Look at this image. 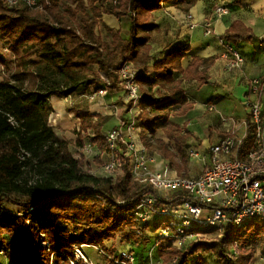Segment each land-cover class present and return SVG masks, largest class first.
Here are the masks:
<instances>
[{
  "label": "trees",
  "instance_id": "trees-1",
  "mask_svg": "<svg viewBox=\"0 0 264 264\" xmlns=\"http://www.w3.org/2000/svg\"><path fill=\"white\" fill-rule=\"evenodd\" d=\"M196 2L118 0L113 4L112 0H76L75 6L63 7L59 0H51L44 11H31L11 10L0 0V38L16 63V71L0 82V241L9 239L1 247L11 264H86L83 260L76 262V248L82 246L99 247L109 263L115 264L117 251L107 249L106 242L120 240L122 244L146 246L151 229L155 245L173 248L175 264H186L195 256L196 264H207L205 254L209 252L218 264H252L257 251L264 250V220L260 219L241 227L228 225L221 238L189 242L180 250L172 246L171 240L158 239L157 232L167 221L143 223L135 217L141 198L154 194L133 182L125 145L121 143L118 151L123 173L115 179L90 174L85 170L86 156L80 153L78 158L71 150L73 146L81 151L88 138L100 151L96 160L101 161L106 154L112 157L102 119L88 111L70 110L80 121L74 131L75 140L60 137L50 124L53 97L82 96L94 87L95 92L109 93L120 88L119 72L125 65H145L149 61L151 33L159 29L154 12L169 5L188 13ZM104 15L130 17V36L124 38L120 31L103 24L110 38L105 41L98 32ZM253 39L251 29L239 21L222 36L224 44L233 46ZM189 51L183 47L172 49L154 63V76L142 72L137 76L142 92L137 118L140 141L147 149L158 151L175 170L181 169L175 162L177 152H184L187 141L194 137L171 121L172 116L183 117L193 109L183 80L210 84V60L195 57L183 69L182 61ZM35 53L38 61L23 70V58ZM41 62L50 65L51 70H45ZM8 64V58L0 53V66ZM175 108L179 110L173 111ZM159 131L169 144L156 138ZM250 145L248 137L241 158ZM15 195L25 200L16 202ZM185 199L177 193L169 201H158L177 206ZM7 202L18 204L19 211L5 210L3 204ZM80 228L84 229L82 234L77 233ZM132 251L137 263H142V255Z\"/></svg>",
  "mask_w": 264,
  "mask_h": 264
},
{
  "label": "built area",
  "instance_id": "built-area-1",
  "mask_svg": "<svg viewBox=\"0 0 264 264\" xmlns=\"http://www.w3.org/2000/svg\"><path fill=\"white\" fill-rule=\"evenodd\" d=\"M117 1L112 0L113 4ZM4 2L11 10L27 8L44 11L51 5V0ZM217 13L224 14L226 9L220 7ZM207 28L208 34L212 33L211 24ZM225 46L232 58V68L244 62L242 54L233 45ZM138 74L133 63H128L119 72V86L125 92L127 106L132 104V109H138L142 98ZM252 87L258 94L263 89V83L255 80ZM107 94L106 90L95 92L92 100H102ZM246 105L249 109L248 120L227 130L217 143L188 142L184 147L183 151L190 160H199L203 164L202 173L193 178L179 175L166 160L152 154L142 143L126 142L120 129H113L107 134L113 153L110 161L104 165V171L112 174L121 168L118 151L120 144H124L133 182L148 187L154 194L141 198L135 217L143 223L167 221L157 232L158 239L171 240L180 250L189 242H198L210 236L213 240L221 238L228 225L241 227L255 219L264 220V102L248 97ZM212 109L210 107V111ZM139 114L140 111L133 118L137 120ZM52 122L50 119L51 125ZM249 130L252 131L251 136ZM248 137L251 138V145L241 158L240 153ZM177 193L186 197L180 205L168 206L158 201V198L169 201ZM204 229L215 232L204 234L201 232ZM84 250L85 246L76 248V262L83 260L86 264H93ZM114 260L115 264H138L132 249L127 248L117 250ZM176 262L177 259H174L173 264ZM140 264L157 263L150 255L147 261Z\"/></svg>",
  "mask_w": 264,
  "mask_h": 264
},
{
  "label": "crops",
  "instance_id": "crops-1",
  "mask_svg": "<svg viewBox=\"0 0 264 264\" xmlns=\"http://www.w3.org/2000/svg\"><path fill=\"white\" fill-rule=\"evenodd\" d=\"M220 7H224L226 13L218 14L217 9ZM153 17L159 29L151 33L149 61L145 65L133 63L139 72L154 76V63L162 59L168 51L178 47L190 49L186 54V58L182 61L184 70L189 67L195 57L212 62L207 72L210 84L202 85L196 80H183L182 86L189 102L193 105V109L183 117L172 116L171 121L179 127L190 131V121L188 120L190 114L195 111H202L205 114L215 112L222 116L223 110L218 109V106H221L227 107L232 112L231 118L233 121L227 122L225 118H222L224 123L219 124L217 130L215 129L213 132L218 131L223 134L227 130L241 125L248 118L247 98L250 97L251 100H257L258 98V94L255 93L252 87L253 82L255 80L261 81L264 88V0H197L188 13H184L180 9L169 5H163L162 9L153 13ZM100 21L102 23L98 32L100 31V35L105 41H110V38L103 36L101 30L104 28L103 24L120 31L124 38L130 36L132 24L130 17L118 19L113 15H104ZM235 21H239L251 29L254 39L251 42H242L234 46L242 54L244 62L239 67L232 68V58L228 53L227 47L222 42V36ZM208 24H211L212 33L210 34H208ZM179 77L181 78L182 75H179ZM209 88L213 89V92L211 97L206 99L200 94L207 93ZM94 89L95 87L90 89L87 94L82 95V97L94 103L95 100L93 101L92 96L90 97ZM261 93H264L263 90ZM103 99L104 103L99 106L100 112L92 113L87 111L94 116L100 115L104 133L108 134L117 128L122 131L126 142L134 141L137 144H141L139 137L140 126L135 129L136 126L132 128L131 123L139 110L136 108L129 110L130 105L127 106L126 104L124 90L118 88L110 91ZM235 105L239 106V112L233 110ZM210 107L213 108L212 111H210ZM74 108L75 106H72V109ZM178 110V108H175L173 111ZM51 117L56 123L59 121L60 125H63L64 123L66 124L67 119V122H70L69 119L75 116L67 113L66 116H63L54 110ZM75 119L77 123L72 126L73 132L71 138H68L69 140L76 139L74 131L79 128L80 121L76 117ZM132 131H137L138 133L135 134ZM84 142V148L78 153L84 154L86 159H90V157L97 158L101 155L100 151L91 146L88 138ZM188 142L190 141L188 140ZM106 157L107 160L104 161ZM110 159L111 156L109 154L102 155L101 158L105 164Z\"/></svg>",
  "mask_w": 264,
  "mask_h": 264
},
{
  "label": "rangeland",
  "instance_id": "rangeland-1",
  "mask_svg": "<svg viewBox=\"0 0 264 264\" xmlns=\"http://www.w3.org/2000/svg\"><path fill=\"white\" fill-rule=\"evenodd\" d=\"M61 3V6L65 7L67 5H71V6H75L76 0H59ZM80 20V19H79ZM102 30V34L103 36H105L106 38H109L107 32L105 31L104 28L101 29ZM100 34V31H99ZM69 42V41H67ZM0 53L5 56L6 58H8L9 60V64L7 67H3L0 66V82L3 80H6L7 78H9L11 76L12 73H14L16 71V63H15V59L11 54H8V51L6 49V43L3 39L0 38ZM38 61V59H37ZM42 67L47 70L50 71L51 70V66L46 64L45 62H41ZM241 65V64H240ZM239 65V66H240ZM31 66V65H30ZM238 66V67H239ZM29 66H24L23 64V60H22V69L25 70L27 69ZM264 92V88L262 89ZM95 91H93V93L90 95V97L94 94ZM213 92V89H208L207 93H201L200 95L204 96V98L209 99L211 97V93ZM198 95V94H197ZM82 96H73L70 99H65V98H57V97H53L51 100V104L52 107L55 111L59 112L61 115L66 116L67 114H70L69 111L72 110V106H75V110H80V111H91L92 113H97L100 112L99 106L100 104L102 105L104 103V99L102 101L100 100H95L94 103H91L87 98H83ZM82 99V100H81ZM260 101L264 102V93H258V98ZM247 106V105H246ZM132 109L131 106L129 108V110ZM219 110H223V114L222 116H220V114L215 113V112H210V113H202V111H195L192 114L189 115L188 120L189 122V129L191 131V133L194 135V137H191L189 139L190 142H199V143H203V144H208V143H212L215 144L217 143V141L219 140V138L221 137V135H223L221 132H213L215 131V129L217 130V127L219 126V124H223L224 120H222V118H225L227 122H231L233 121L232 117V112L229 111V109L227 107H221L218 106ZM217 109V110H218ZM234 111L236 110V112H239L240 108L238 105H235ZM249 110V109H248ZM74 115V114H73ZM68 117V116H67ZM100 117V115H99ZM69 118V117H68ZM50 119H52V126L54 127L56 133L63 138H71L72 136V126L74 125V123H77L75 117H73L72 119H69L70 122L66 121V124L64 123L63 125H60L59 121H56L53 119V117H51ZM105 119V118H104ZM235 121V120H234ZM182 122V121H181ZM223 122V123H222ZM132 128L135 129L139 126V122L136 119H132ZM115 124V122H114ZM68 125V126H67ZM211 127H213L212 129H210ZM68 129V130H66ZM67 131V133H65ZM223 132V131H222ZM137 134L138 132H133ZM157 139H162L165 142H167L168 144L170 143L169 139H167L166 135L162 132L159 131L157 133L156 136ZM173 144V143H172ZM171 144V145H172ZM140 145V144H139ZM71 150L72 152L75 154L76 157L79 158V154L78 153L79 149L71 146ZM152 154L154 155H158L161 159H163L162 155L156 151V150H149ZM175 151V150H174ZM176 153V152H175ZM107 160V157L105 158L104 161ZM104 161L102 162L99 160H96L95 157H90V159H86L85 161V170L87 172H89L90 174H93L97 177H101V176H111L114 179L121 176L122 175V170L118 169L115 173L112 174H108L105 171H103L104 169ZM183 161L185 162V165H183ZM175 162H177V164L181 165V169L177 170L179 175L181 176H186V177H197L198 175H200L202 173L203 170V164L201 161L199 160H195L192 159L190 160L184 152H182L181 154H178L177 152V157ZM160 163V161H159ZM170 165V162H166ZM171 167V166H170ZM103 168V169H102ZM172 168V167H171ZM173 169V168H172ZM14 200H16V202H20L25 200L23 196L21 195H15L14 196ZM3 207L5 210L9 211V212H13V213H17L20 209L19 205L16 203H4ZM63 226H68L66 224H63ZM71 229L73 230L74 228L71 227ZM83 228L77 230L78 234H82L83 232ZM149 235L150 238L147 239V244L141 245L142 247H136L133 243L130 244H122L120 240L117 241H110V242H106L105 246L107 249H116L115 251H117V249H121V248H127V249H132L135 251L136 255H142V258L140 259L141 262L147 261L149 256L151 255V257L153 258V260L155 261V263L157 264H173V258H174V253H173V248L170 247L168 244H160V245H155L156 242L154 241V239H152V237H154V232L151 229L149 231ZM9 239L7 237H5L3 240L0 241V264H11V262H9L10 260L7 258L4 250H2V245L6 244V241H8ZM205 241L211 242L213 241L212 237H208L207 239H205ZM172 246H175L174 244ZM159 247L160 251H157V248ZM85 252H86V256L87 258L91 259L93 264H110L109 261L106 259V255L104 253L101 252V249L99 247H95V246H85ZM13 259L16 260V257H13ZM205 261L207 264H218V261L215 259L214 255L209 252L205 254ZM91 262V261H90ZM186 264H196V256L192 257L190 259L187 260ZM252 264H264V250H258L256 253V256L253 260Z\"/></svg>",
  "mask_w": 264,
  "mask_h": 264
},
{
  "label": "bare ground",
  "instance_id": "bare-ground-1",
  "mask_svg": "<svg viewBox=\"0 0 264 264\" xmlns=\"http://www.w3.org/2000/svg\"><path fill=\"white\" fill-rule=\"evenodd\" d=\"M37 59H38V54L37 53H35V54H32L31 56H29V57H25V58H23V64H24V66H30V65H32L34 62H36L37 61Z\"/></svg>",
  "mask_w": 264,
  "mask_h": 264
}]
</instances>
